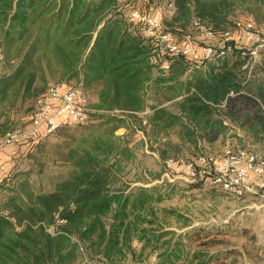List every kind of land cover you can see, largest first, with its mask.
Segmentation results:
<instances>
[{
    "label": "trees",
    "instance_id": "1",
    "mask_svg": "<svg viewBox=\"0 0 264 264\" xmlns=\"http://www.w3.org/2000/svg\"><path fill=\"white\" fill-rule=\"evenodd\" d=\"M135 1L0 0V60L6 65L0 74V114L8 97L10 105L18 96L36 104L51 84L74 80L84 93L94 90L90 115L100 121L82 139L92 140V146L65 152L70 171L53 190L27 192L22 184L0 201V264H76L81 246L117 264L135 255L134 239L156 248L172 233L149 228L160 221L150 217L156 215L153 202L161 199L157 187L117 186L125 181L122 162L134 153L122 144L124 136L115 134L122 126L155 141L163 160L178 155L184 144H212L234 125L264 142V54L254 65L242 47L230 57L200 64L170 56L131 18ZM169 1L175 8L162 29L177 35L193 18L225 30L236 9L264 3L155 0L158 5ZM143 2L144 9H152ZM202 64L205 68H197ZM190 67L197 69L189 73ZM54 79L59 81L48 84ZM25 138L29 149L41 141L32 132ZM163 243L168 246L158 254L160 263L173 264L180 257L178 247L171 239Z\"/></svg>",
    "mask_w": 264,
    "mask_h": 264
},
{
    "label": "rangeland",
    "instance_id": "2",
    "mask_svg": "<svg viewBox=\"0 0 264 264\" xmlns=\"http://www.w3.org/2000/svg\"><path fill=\"white\" fill-rule=\"evenodd\" d=\"M139 1L142 6L146 5L144 0ZM145 1H149L146 7L159 6L155 0ZM171 14L165 19L170 18ZM250 16L256 19L264 36L262 1L259 4L249 2L244 8L236 9L230 16L232 24L225 30L230 29L239 37L236 22ZM261 53L264 54V48ZM205 65L197 68H205ZM197 68L190 67L189 73ZM5 70V63L0 60V74ZM57 81L59 80L54 79L48 84ZM68 86L80 88L74 80ZM85 93L88 108L92 112L95 92L87 89ZM9 99L10 97L4 102V114H0V152L6 156L1 159L4 174L0 177V201L12 194L14 187L20 188L22 184H27V192L53 190L58 178L70 171L69 165L63 162L65 152L72 146H92V140L82 139L100 122L90 115L83 124H62L57 132L41 138L38 145L29 149L25 145L23 132L31 124L36 104L33 103V98L23 99L18 96L13 100L14 104L10 105ZM115 132L117 136H124L122 144L126 143L134 152L122 162L121 177L125 181L119 180L117 186L128 183L129 189L138 186L157 187L155 193L157 196L161 195V199L153 202L156 215L150 217L160 221L149 228L156 229L157 232H172L160 238L156 248L154 243L144 246L143 242L134 239L135 255L129 253L117 264H163L160 263L158 254L167 248L168 244L163 242L169 239L178 247L180 256L173 264H264V186L237 196L217 186L194 183L196 180L192 183L183 168L184 164L197 159L202 150L206 154L217 153L228 143L264 156V142L253 140L244 130L234 125L212 144H201L200 148L184 144L178 155L163 160L157 149L158 144L155 141L148 142L141 130H135L129 125L122 126ZM13 135L16 137L13 138ZM170 138L173 142L178 141L174 132L170 133ZM13 151H18L17 157L12 155ZM169 161L171 166L167 164ZM48 230L51 231V228ZM80 255L76 264H111L99 256L90 255L82 246Z\"/></svg>",
    "mask_w": 264,
    "mask_h": 264
},
{
    "label": "built area",
    "instance_id": "3",
    "mask_svg": "<svg viewBox=\"0 0 264 264\" xmlns=\"http://www.w3.org/2000/svg\"><path fill=\"white\" fill-rule=\"evenodd\" d=\"M174 8L173 2L169 1L147 10L136 0L130 15L141 22L146 35L155 38L159 47L170 56H183L192 63L200 64L217 57L231 56L237 48L242 47V54L249 58L248 64L261 61L264 36L253 16L236 22L239 37L230 29L215 30L200 18H193L191 28L179 36L171 30L162 29L163 20L173 13ZM164 67L168 69L169 63L165 62ZM89 118L86 93L78 87L51 84L37 98L31 124L23 133H35L41 139L55 132L62 124H83ZM167 164L171 166L170 161ZM183 168L191 182L196 180L204 186H217L237 196L264 186V156L229 143L220 152L198 155L195 162L186 163Z\"/></svg>",
    "mask_w": 264,
    "mask_h": 264
},
{
    "label": "crops",
    "instance_id": "4",
    "mask_svg": "<svg viewBox=\"0 0 264 264\" xmlns=\"http://www.w3.org/2000/svg\"><path fill=\"white\" fill-rule=\"evenodd\" d=\"M147 112V110L145 111V112H143V113H146ZM142 113V114H143ZM6 147V146H5ZM16 152H18V151H13L12 153V155L14 156V157H17V154H16ZM20 152V151H19ZM4 154L2 153V152H0V177L4 174V164H3V161L1 160V159H3V157H6V156H3ZM9 158V157H8Z\"/></svg>",
    "mask_w": 264,
    "mask_h": 264
}]
</instances>
